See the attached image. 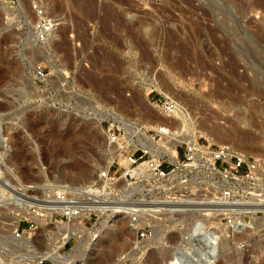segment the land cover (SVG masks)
Returning <instances> with one entry per match:
<instances>
[{
    "label": "rangeland",
    "instance_id": "obj_1",
    "mask_svg": "<svg viewBox=\"0 0 264 264\" xmlns=\"http://www.w3.org/2000/svg\"><path fill=\"white\" fill-rule=\"evenodd\" d=\"M94 1L84 12L87 0H0V130L8 139L0 136V257L7 264L24 253L9 235L31 238L42 253L63 236L68 220L45 200L62 183H95L115 158L106 133L124 125L112 113L169 126L188 140L229 141L264 166V0ZM34 4L56 22L44 38L33 31ZM165 99L178 109L164 112ZM88 214L72 219L86 226L83 242L72 235L59 247L73 264H153L152 257L165 264L182 239L179 227L187 228L168 214L158 236L137 243L128 215ZM24 219L39 226L18 236ZM259 222L230 238L216 264H264Z\"/></svg>",
    "mask_w": 264,
    "mask_h": 264
},
{
    "label": "built area",
    "instance_id": "obj_2",
    "mask_svg": "<svg viewBox=\"0 0 264 264\" xmlns=\"http://www.w3.org/2000/svg\"><path fill=\"white\" fill-rule=\"evenodd\" d=\"M34 8L37 18L33 31L44 38L56 22L38 4H34ZM35 70L39 75L44 74L42 65ZM160 107L164 112H172L176 102L165 99ZM171 132L169 126H151L144 132L137 130L127 139L123 127L109 129L106 135L117 145L116 155L109 166L98 173L97 181L62 183L45 201L55 197L62 210H54L70 221L97 211L91 209L97 198L90 195L104 197V211L128 215L140 242L153 236L156 220L167 225L168 214L181 216L182 223L197 217L196 247L185 254L195 262L218 257L221 236L230 239L242 235L264 218V166L259 158L229 141H202L198 136L195 140L177 141L176 153H171L162 140ZM93 187L99 190L90 191ZM20 223L16 227L18 236L39 226L27 219L23 227ZM260 228L264 230V224ZM209 237L212 245L206 242ZM239 242L245 245L244 240ZM49 258L40 255L30 262L16 260L12 264H43ZM0 264L7 263L0 257Z\"/></svg>",
    "mask_w": 264,
    "mask_h": 264
},
{
    "label": "bare ground",
    "instance_id": "obj_3",
    "mask_svg": "<svg viewBox=\"0 0 264 264\" xmlns=\"http://www.w3.org/2000/svg\"><path fill=\"white\" fill-rule=\"evenodd\" d=\"M94 3H95V1L94 0H87V6H85V7H83V11L84 12H87V11H89L90 10V8H91V6H93L94 5ZM55 26V25H54ZM51 32V31H50ZM49 32V33H50ZM129 105H131V104H129ZM181 106V105H180ZM176 108V107H175ZM174 108V109H175ZM176 109H178V108H176ZM175 109V110H176ZM175 112V111H174ZM173 114V113H172ZM112 115V118L111 119H113V120H115V121H117L118 123L120 122V123H122L123 125H124V129L126 130V132H127V136H128V139L131 137V135L134 133V132H136L137 130H140V131H145L148 127H151V126H155V127H158V126H163V125H158V124H156V125H150V124H146V125H142V123H140V124H131V123H128L127 121H125L124 119H119V120H117V116H116V114L114 115L113 113L111 114ZM176 115V114H175ZM177 116V115H176ZM170 117V116H169ZM175 119V118H174ZM177 119V118H176ZM179 119V118H178ZM141 128V129H140ZM5 131V130H4ZM174 132V133H173ZM173 132H171V133H169V134H167V135H165L164 137H163V141H165V144H166V146H167V148H168V150L169 151H171V153L172 152H174V153H176V150H175V143L177 142V141H182V140H185V139H187L188 140V138H184L180 133H179V131H174L173 130ZM3 136V139H5L6 141L8 140L7 139V136L0 130V136ZM183 137V138H182ZM1 139V138H0ZM1 141V140H0ZM111 141V140H110ZM1 143V142H0ZM114 143V142H113ZM126 143V142H125ZM115 144V143H114ZM127 144V143H126ZM125 144V145H126ZM116 145V144H115ZM115 157V156H114ZM113 160V158L111 159V160H109V163L106 165V167L107 166H109V164L111 163V161ZM104 169V168H103ZM72 174H74V171H73V173ZM81 175H82V173H81ZM74 176V175H73ZM83 176V175H82ZM84 176H85V174H84ZM87 176V175H86ZM78 177V176H77ZM99 189H98V187H93V188H91L90 189V191H92V192H97ZM126 194L124 193V197L126 198V195L128 194V190H126ZM52 199H54L53 201H49L48 202V205H52V207H53V209H51V207H48V208H50L49 210H54V209H56L57 207H60V209L59 210H62V205H61V203H58V202H56V198L54 197V198H52ZM104 202V197H99V198H97V200L96 201H94V203H92L91 204V209H96V210H98L99 212H103L104 210H105V206H106V204L105 203H103ZM18 203V202H17ZM31 203V202H30ZM33 205H34V203H32ZM30 206V205H29ZM27 207V209L28 208H30V207ZM56 206V207H55ZM116 206H119L118 204L116 205ZM36 207H39V206H36ZM42 207V206H41ZM40 207V208H41ZM43 208V207H42ZM45 209V208H44ZM24 213H25V211H24ZM49 213V212H48ZM172 213V212H171ZM21 214V213H20ZM20 214H18V217H17V221L16 222H14V224H17L18 223V220H19V218L21 217V215ZM123 214V213H122ZM48 215H50V213L48 214ZM38 218V217H37ZM78 219V218H77ZM40 220H41V218L39 217V222H40ZM80 220V219H79ZM176 220V219H175ZM76 221V219H74V220H70V221H65V222H67V224H68V226L69 227H67V229L66 230H64V232H63V236L62 237H60V239H58V240H56L55 242H51L50 243V246H52V247H50V249H48L47 251H45V252H40V250L38 249V248H36L35 247V245L33 244V242H32V239L31 238H26V237H15V236H13V235H9L8 237L10 238V240L13 242V243H15V245H18L19 247V249H23V254L21 255L22 257H23V261H26V262H30V261H32V260H34V259H37L40 255H46V256H49L50 258H52L53 259V261L55 262V264H73L74 262H75V259L73 260V261H71V260H69V258H68V255L70 254V253H68V254H65V253H62V252H59V247L60 246H62L63 244H64V242L70 237V236H72V235H76L77 237H78V239L80 240V242L82 243L83 242V237H84V235H83V233L85 232V231H83L84 230V226H85V224L84 223H82V222H80V221H78L79 222V224L80 225H77V226H72V223L73 222H75ZM104 221H106V220H104ZM108 223H109V220L107 221ZM176 222V221H175ZM179 222H181V221H178L177 220V222L175 223L176 225H178V223ZM196 222H197V217L196 218H192V219H189L187 222H186V224H187V228L186 229H181L180 227H179V233L181 234V237H182V239H181V241L179 242V244L177 245V247L176 248H174L175 249V251L173 250V252L174 253H172L171 252V254H169L168 255V257H167V259H166V262H165V264H182L183 263V261H185V262H187V264H216L217 263V259H219L220 257H221V248H226L227 247V244H228V242H229V237L228 236H226V235H224V236H221V240H219V243H218V250H219V256L218 257H213V258H210V257H207V258H205V259H203V260H201V259H198L196 262L195 261H193L192 260V258H190V257H188L185 253H189L188 252V250H191V249H194L195 247H196V241H195V239H196V236H195V234H196ZM84 224V225H83ZM164 225V223H159V221L158 220H156V222H155V228H154V234H153V237L152 238H150L148 241H150V240H152V239H154V237H155V235L156 236H158V234L156 233V231L157 230H160V231H162V229L163 228H161L162 226ZM175 225V226H176ZM13 227H15V226H13ZM86 227V226H85ZM130 228H131V230L132 231H134V232H136V230H135V227L134 226H131V224H130ZM123 230V229H122ZM120 231L119 230V232L120 233H123V231ZM248 230V229H247ZM246 230V232L245 231H243L242 233H244V234H246L247 235V233H248V231ZM252 230H253V228H252ZM177 232V231H176ZM210 232H212V231H210ZM212 234V233H211ZM244 234H242V235H244ZM241 236V235H240ZM245 236V235H244ZM5 237V236H4ZM213 237V236H212ZM5 238H7V237H5ZM8 238V239H9ZM53 238V237H52ZM50 239V240H53V239ZM59 238V237H58ZM9 240V241H10ZM7 241V240H6ZM5 241V242H6ZM148 241H146V242H148ZM210 241H211V239H210V237L207 239V243H209V245H212L211 243H210ZM8 242V241H7ZM136 242L138 243L139 241H137L136 240ZM146 242H144V244L142 243V245L144 246L145 245V243ZM4 243V242H3ZM9 243V242H8ZM7 243V244H8ZM79 243V242H78ZM140 243V242H139ZM12 244V243H11ZM6 245V244H5ZM4 245V246H5ZM140 245V244H139ZM1 247V246H0ZM223 249V250H224ZM7 251V250H6ZM9 251V250H8ZM172 251V250H171ZM11 252V251H10ZM13 252H17V251H13ZM12 252V253H13ZM224 252V251H223ZM60 253H62V254H65V255H62V254H60ZM67 253V252H66ZM149 254H151L150 252H148ZM14 254V253H13ZM224 255V257L225 258H227L228 259V257L230 256L229 254H223ZM150 257V256H149ZM80 258H82V257H80ZM153 259H152V261H153V264H154V262L155 263H158V262H156V259H154V257H152ZM199 258V257H198ZM149 260V259H148ZM164 260V259H163ZM149 262V261H148ZM150 262H151V260H150ZM184 262V263H185Z\"/></svg>",
    "mask_w": 264,
    "mask_h": 264
}]
</instances>
